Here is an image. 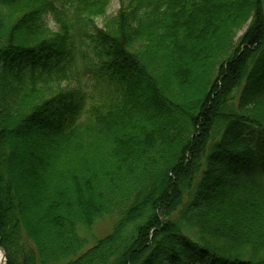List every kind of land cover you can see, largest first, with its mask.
<instances>
[{
	"label": "trees",
	"instance_id": "trees-1",
	"mask_svg": "<svg viewBox=\"0 0 264 264\" xmlns=\"http://www.w3.org/2000/svg\"><path fill=\"white\" fill-rule=\"evenodd\" d=\"M111 1L0 0L6 264H264V0Z\"/></svg>",
	"mask_w": 264,
	"mask_h": 264
},
{
	"label": "rangeland",
	"instance_id": "rangeland-1",
	"mask_svg": "<svg viewBox=\"0 0 264 264\" xmlns=\"http://www.w3.org/2000/svg\"><path fill=\"white\" fill-rule=\"evenodd\" d=\"M119 8H120V1L119 0H112L110 2V4H109L107 13L109 15H113V14H115L119 10ZM48 19H50V18H48ZM102 21H103L102 19H97V23H98L99 26L102 25ZM247 23L244 24L241 27V29L238 31V35L237 36L242 35V33L244 32V30L247 27ZM49 24L53 28L57 29V25H55L54 22L51 19L49 21ZM82 80H83L84 83H83V85L82 84L81 85L82 86H86V84H85L86 79L83 78ZM73 82H74V85H76V86L80 84L79 81L77 80V78L74 79ZM141 86H144V85H141ZM150 103L157 105V103H155L154 101H151ZM41 154L42 153H39V155L42 157ZM33 161L36 162V158L35 157H34V160ZM17 162H19V160H17ZM20 164L21 163H18L17 165L19 167V171H20V175H21L22 186H23V188L25 187L24 189H28V192L31 195L30 196L31 198H29V197H26V198H28L29 204H31L32 200H35L34 197H36V195H38V193L42 194L41 193V190H42L41 189V182H39L40 180L38 179L40 177V175H39L38 178L36 176H33V177L32 176H29V174L27 173L28 171L26 170V168L27 169H30L29 163L26 162V165L25 166H20ZM37 206H39V203H37ZM111 229H112V223H111V221L109 219H104V220L99 221L97 224H95V226L93 227L92 232L90 234L91 243L94 242L93 241L94 239L96 240L97 238L103 237L104 235L108 234L111 231ZM6 263H7V256H6V260L3 262V264H6ZM0 264H1V253H0Z\"/></svg>",
	"mask_w": 264,
	"mask_h": 264
},
{
	"label": "water",
	"instance_id": "water-1",
	"mask_svg": "<svg viewBox=\"0 0 264 264\" xmlns=\"http://www.w3.org/2000/svg\"><path fill=\"white\" fill-rule=\"evenodd\" d=\"M0 253H1V264H3V262L6 260V254L4 249H2L1 247H0Z\"/></svg>",
	"mask_w": 264,
	"mask_h": 264
}]
</instances>
